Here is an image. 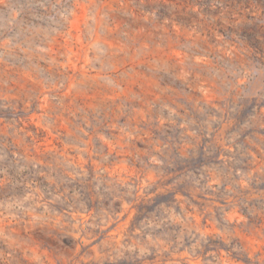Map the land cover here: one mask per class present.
Instances as JSON below:
<instances>
[{"label":"rangeland","instance_id":"374dc122","mask_svg":"<svg viewBox=\"0 0 264 264\" xmlns=\"http://www.w3.org/2000/svg\"><path fill=\"white\" fill-rule=\"evenodd\" d=\"M0 264H264V0H0Z\"/></svg>","mask_w":264,"mask_h":264}]
</instances>
